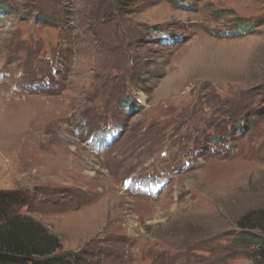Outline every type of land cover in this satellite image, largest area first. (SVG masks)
<instances>
[{
	"label": "rangeland",
	"instance_id": "374dc122",
	"mask_svg": "<svg viewBox=\"0 0 264 264\" xmlns=\"http://www.w3.org/2000/svg\"><path fill=\"white\" fill-rule=\"evenodd\" d=\"M0 190L89 264H253L264 0H0Z\"/></svg>",
	"mask_w": 264,
	"mask_h": 264
},
{
	"label": "trees",
	"instance_id": "16d2710c",
	"mask_svg": "<svg viewBox=\"0 0 264 264\" xmlns=\"http://www.w3.org/2000/svg\"><path fill=\"white\" fill-rule=\"evenodd\" d=\"M27 198L0 190V264H89L83 257L62 252L57 235L16 210ZM237 226V243L255 248L253 264H264V209L245 214Z\"/></svg>",
	"mask_w": 264,
	"mask_h": 264
}]
</instances>
